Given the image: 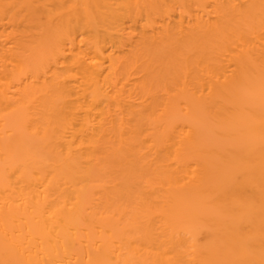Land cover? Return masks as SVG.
Listing matches in <instances>:
<instances>
[{
  "label": "bare ground",
  "instance_id": "obj_1",
  "mask_svg": "<svg viewBox=\"0 0 264 264\" xmlns=\"http://www.w3.org/2000/svg\"><path fill=\"white\" fill-rule=\"evenodd\" d=\"M0 264H264V0H0Z\"/></svg>",
  "mask_w": 264,
  "mask_h": 264
}]
</instances>
